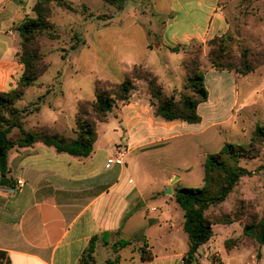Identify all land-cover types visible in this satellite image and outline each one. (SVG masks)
I'll return each instance as SVG.
<instances>
[{"label": "rangeland", "instance_id": "obj_1", "mask_svg": "<svg viewBox=\"0 0 264 264\" xmlns=\"http://www.w3.org/2000/svg\"><path fill=\"white\" fill-rule=\"evenodd\" d=\"M65 1L70 3L71 11L51 3L48 6V21L52 28L35 38L44 72L14 105L18 111L27 113V116L22 115L24 130L46 127L64 136H72L77 104L93 102L97 84L117 85L130 74L133 67L148 71L142 66L131 67V63L140 58L150 68L148 72L157 78L165 95H174L178 101L180 96L191 94L184 89L188 76L184 65L189 60L197 59L200 73L211 68L206 43L213 38H222L226 55L233 65H238L245 50L249 59L264 53V0H239L232 4L229 29L204 43L193 42L180 48L181 52L187 54L182 65L177 63L174 53L143 56L145 44L149 42L150 47L159 44L164 22V19H158L159 32L154 38L146 37L136 27L132 28L133 22H137L146 34H151V24L142 21L148 15L145 9L150 8L147 1L127 0L117 5H110L106 0ZM180 2L185 4L184 8L192 16L189 23L181 11L178 13L176 29L180 35L192 32L194 28L205 29L208 10L197 6L194 0ZM34 17L31 8V14L26 18ZM20 41L16 35L15 45L20 47ZM166 42L172 43L169 37ZM73 46L75 50H71ZM164 62L171 68L168 72L164 70ZM236 78L239 97L232 121L208 130L203 136L178 139L157 151L131 153L126 159L133 180L144 185V198L136 203V209L160 220L159 227H152L144 233L156 253L171 252L165 238L166 235L171 237L170 227L174 231L181 229L180 234L174 236L178 246L172 243L173 248L184 249L187 244L186 234L182 231L183 212L175 201L162 196L168 188L163 190L164 183L170 175L180 177L174 183V189L202 188L206 157L217 154L226 144L247 146L255 127L264 126V66ZM134 84L136 91L147 92L143 81L135 80ZM38 99L39 111L31 113ZM120 104L118 102L116 107ZM113 127V116H109L105 123L98 124L99 144H121L119 133L115 134ZM136 155L138 160L135 159ZM132 163L137 168L133 169ZM239 166L251 174L240 179L224 202L211 206L205 213L211 221L235 220L232 224L211 226L213 241L199 255L205 257L209 253L210 261L218 258L229 263V257L237 250L250 248L255 240L244 236L242 228L245 224H257L264 216V144L258 158L241 159ZM135 233H125L123 238L129 240ZM141 239L142 234L135 237L130 248L138 249L136 241ZM226 255L231 256L225 259Z\"/></svg>", "mask_w": 264, "mask_h": 264}, {"label": "crops", "instance_id": "obj_2", "mask_svg": "<svg viewBox=\"0 0 264 264\" xmlns=\"http://www.w3.org/2000/svg\"><path fill=\"white\" fill-rule=\"evenodd\" d=\"M35 1L0 0V93L13 89L22 73L17 61L20 47L14 43L17 34L13 27L30 16ZM145 1L150 8L145 9L148 15L142 21L151 24V34H146L137 22H133L132 28L154 38L159 32L158 19H164L159 44L150 47L148 42L142 50L143 56H157L193 42L204 43L227 31L231 5L239 0H194L197 6L208 10L207 26L181 35L176 29L178 13L181 11L189 23L192 19L184 3L180 0ZM167 37L171 44L166 42ZM174 55L180 65L187 59V54L181 50ZM164 63V70H171ZM131 65L150 70L143 58ZM203 75L207 100L197 106L198 124L162 120L154 114L148 92L134 90L127 103L118 105L114 113L108 115L114 117L113 131L119 133L121 144H99L97 136L92 153L86 158L58 154L39 143L9 149L7 167L11 182L0 185V264H83V259L85 264H179V258H183L185 264H209V253L205 257L199 255L213 237L197 249L191 262H187L188 238L184 249H175L172 245L177 243L174 236L180 234L181 229L174 231L170 227L171 237H165L171 252L156 253L144 233L159 227L160 220L136 209V203L144 198V185L133 180L126 162L131 153L157 151L178 139L203 136L208 130L233 120L239 97L236 75L212 68L205 69ZM118 146L127 149L121 165L112 162ZM135 159L138 160L137 155ZM132 168L137 166L132 163ZM174 177L171 174L163 186V190L171 189V196L162 194L170 201H174V183L180 179ZM17 181L24 183L21 188ZM132 231L136 233L131 239L123 238ZM140 234L142 245L136 241L138 249H131ZM94 237L92 261L88 262L86 251ZM119 241L128 245L116 246ZM146 255H151V259H144ZM227 264H264V246L255 241L250 248L237 250Z\"/></svg>", "mask_w": 264, "mask_h": 264}, {"label": "trees", "instance_id": "obj_3", "mask_svg": "<svg viewBox=\"0 0 264 264\" xmlns=\"http://www.w3.org/2000/svg\"><path fill=\"white\" fill-rule=\"evenodd\" d=\"M127 0H106L110 5L123 4ZM56 4L58 7L71 11V5L65 0H36L32 12L34 18H24L23 21L13 27L20 38V49L17 61L22 67V73L13 89L0 93V185L6 186L10 183L8 179L7 152L14 146L30 147L34 144H42L52 148L58 154H66L74 158H86L93 150L97 139V127L105 123L108 115L119 102L125 104L129 101L131 93L135 90V80L145 83L147 92L151 98V106L154 114L166 122L182 121L188 124H198L200 118L196 109L200 103L207 100V91L204 86V75L199 71L197 59L189 60L184 66L187 79L184 85L190 95L166 96L157 78L140 67H133L130 74L117 85L97 84L95 99L93 102H79L75 115V128L72 136H64L53 129L46 127H33L23 129V116L26 112H20L14 107L25 91L35 85L41 77L44 68L40 66L41 57L36 48L35 38L48 32L52 25L48 21L49 5ZM52 37V35H50ZM209 49L207 57L211 68L217 71H229L236 76H246L255 71L259 66H264V53L257 55V59L247 58L248 51L242 53L238 65L230 63L226 55L225 44L222 38H213L206 43ZM76 47H71L75 50ZM172 53L179 49L172 48ZM262 59V60H260ZM39 100L33 104L31 113L39 111ZM264 144V126L257 125L253 131L247 146L226 144L217 154L208 155L203 163L204 186L200 189H176L173 198L177 206L183 212V231L189 241V249L186 254L187 262H191L197 249L206 244L212 237L211 226L232 224L235 220H224L223 222L211 221L206 216V211L217 204L224 202L242 177L251 173L239 166L241 159L252 160L259 157ZM244 236L254 239L259 245L264 246V216L257 223L245 224L242 228ZM92 238L87 251L86 260L92 261L93 252ZM128 243L119 241L116 246L124 247ZM151 259V255L144 256ZM85 264V260H82Z\"/></svg>", "mask_w": 264, "mask_h": 264}, {"label": "built area", "instance_id": "obj_4", "mask_svg": "<svg viewBox=\"0 0 264 264\" xmlns=\"http://www.w3.org/2000/svg\"><path fill=\"white\" fill-rule=\"evenodd\" d=\"M127 149L123 147H116L115 148V157L113 158V163L116 165H121L123 163V159L126 156ZM22 181H17V186L21 188L23 186ZM179 264H185V260L183 258H179ZM209 264H227L222 259L214 258L212 261H210Z\"/></svg>", "mask_w": 264, "mask_h": 264}, {"label": "water", "instance_id": "obj_5", "mask_svg": "<svg viewBox=\"0 0 264 264\" xmlns=\"http://www.w3.org/2000/svg\"><path fill=\"white\" fill-rule=\"evenodd\" d=\"M165 195L171 196V189H170V187L167 188V190L165 192Z\"/></svg>", "mask_w": 264, "mask_h": 264}]
</instances>
